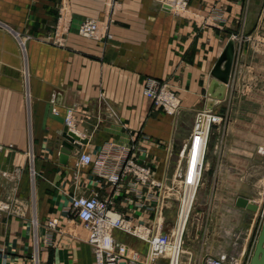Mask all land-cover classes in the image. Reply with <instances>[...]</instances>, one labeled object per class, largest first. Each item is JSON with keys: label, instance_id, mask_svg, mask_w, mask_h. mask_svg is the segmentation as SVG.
Masks as SVG:
<instances>
[{"label": "crops", "instance_id": "1", "mask_svg": "<svg viewBox=\"0 0 264 264\" xmlns=\"http://www.w3.org/2000/svg\"><path fill=\"white\" fill-rule=\"evenodd\" d=\"M188 6L174 14L159 0H0V204L8 205L0 208V264H93L92 248L67 210L76 195L110 198V208L133 223L174 232L179 208L172 214L177 199L170 189L188 135L179 133L176 116L144 95V80L167 82L183 111L204 109L211 66L230 38L236 57L225 98L212 110L238 78H251V90L255 79L264 78V0H189ZM85 19L98 21L95 37L79 33ZM69 108L70 130L87 143L62 164L56 142L63 124L53 115L64 117ZM227 140L225 155L248 153L232 144L233 136ZM109 142L148 164L163 182L161 193L130 177L115 193L92 164L77 165L82 152L96 156ZM175 182L173 192L181 196L183 185ZM238 209L251 221L223 224L241 225L240 244L249 247L257 218ZM53 217L54 228L47 225ZM113 235L146 254L143 240L118 229ZM232 251L227 243L201 249L203 256Z\"/></svg>", "mask_w": 264, "mask_h": 264}, {"label": "built area", "instance_id": "2", "mask_svg": "<svg viewBox=\"0 0 264 264\" xmlns=\"http://www.w3.org/2000/svg\"><path fill=\"white\" fill-rule=\"evenodd\" d=\"M159 2L163 6H168L169 11L174 14H184L189 8V0H159ZM210 20V16L206 17L204 23ZM98 29V21L95 19H85L79 25V33L87 37H95ZM105 35L109 36L108 33ZM20 44L23 45L22 41ZM262 48L264 49V45ZM142 91L153 105L167 115L176 116L182 110L180 98L165 81L146 78ZM73 116V110L67 109L64 123L69 129H72L74 124ZM220 120L221 117L215 114L212 109L204 108L197 111L187 140L178 152L177 174L173 178L182 182L184 189L193 188L195 192L197 191L203 174L211 126ZM206 122L207 124H205ZM129 152L130 148L120 147L109 142L101 148L96 156L82 152L77 165L92 164L93 173L106 179L114 187L115 193H117L122 180L127 177H130L133 183L155 187L161 193V190L164 189L163 182L153 177L152 168L148 164L136 160ZM173 188L174 183L171 185L170 191ZM259 199L263 201V204L255 213L258 228L264 217V193ZM110 203V198H101L97 194L76 195L72 196L67 209L70 218L75 220L82 230L83 239L92 248L93 264H157L160 261L167 264L164 254L168 245L174 243L170 234L162 232L159 225L152 228L141 223H133L121 213L112 210ZM254 203L256 204V202ZM0 208L7 209L8 205L0 204ZM47 225L56 227L58 219L56 217L49 219ZM115 229L143 240L147 244L146 254L141 255L137 250L118 241L113 235ZM254 242L255 239L251 241L250 247H246L234 241L231 253L207 254L203 257L202 264H249Z\"/></svg>", "mask_w": 264, "mask_h": 264}, {"label": "rangeland", "instance_id": "3", "mask_svg": "<svg viewBox=\"0 0 264 264\" xmlns=\"http://www.w3.org/2000/svg\"><path fill=\"white\" fill-rule=\"evenodd\" d=\"M258 79H255L256 85L251 90V78H238L227 100L220 104L218 111H213L221 120L211 126L209 133L201 183L181 237V264H202V247L215 249L225 243L230 247L234 241L240 245L245 236L242 226L226 227L223 221L244 219V223L248 224L251 217L240 216V209L234 205L235 198L247 195L257 200L264 193V78ZM197 111L181 110L176 115L180 134L189 135ZM230 135L233 136L232 144L248 153L243 152L237 157L222 153L221 148L225 144L230 145L229 140L225 142ZM173 181L171 197L177 200L173 201L171 212L175 215L177 208L180 210L181 196L173 192L179 187ZM218 220L219 231L212 232L214 221ZM258 229L257 226L254 231L251 229L248 232L250 239H255ZM170 237L173 238V229ZM167 254H164L166 261ZM157 264L165 263L160 261Z\"/></svg>", "mask_w": 264, "mask_h": 264}, {"label": "water", "instance_id": "4", "mask_svg": "<svg viewBox=\"0 0 264 264\" xmlns=\"http://www.w3.org/2000/svg\"><path fill=\"white\" fill-rule=\"evenodd\" d=\"M165 10H169L168 6H163ZM236 57L235 42L232 38L228 39L221 53L214 61L210 69L211 79L206 88V109H212L226 95V87L229 83L233 63ZM53 118L63 124V127L57 138L56 147L58 148V161L62 164L66 163L68 154L75 148H80V144L87 143L85 138L79 137L70 130L64 123V117L53 115ZM235 206L249 211H256L257 205L252 199L244 196H238L234 202ZM249 264H264V217L262 218L257 232L253 250L249 258Z\"/></svg>", "mask_w": 264, "mask_h": 264}, {"label": "bare ground", "instance_id": "5", "mask_svg": "<svg viewBox=\"0 0 264 264\" xmlns=\"http://www.w3.org/2000/svg\"><path fill=\"white\" fill-rule=\"evenodd\" d=\"M202 120L204 121V118H202ZM205 124H207V122ZM195 193L196 192L194 191L193 188L188 190L187 188L184 189L182 187L180 191L181 205H180V210H179V218H178V223L176 225V228L173 232L172 239L174 240V243L168 245L167 261L165 258V261L167 264H181L180 253L182 251V248H181L180 242H181V237L183 235V230H184V226H185V223L188 217L189 210L193 204ZM252 200L256 202V205H257V210L254 211L256 213L258 211V208H260L261 205L263 204V201H261V199H257V200L252 199Z\"/></svg>", "mask_w": 264, "mask_h": 264}]
</instances>
